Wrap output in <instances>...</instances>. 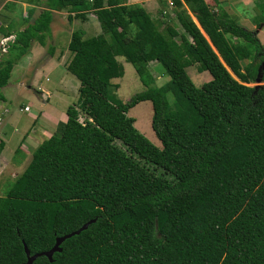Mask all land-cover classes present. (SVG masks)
Wrapping results in <instances>:
<instances>
[{"label": "trees", "instance_id": "1", "mask_svg": "<svg viewBox=\"0 0 264 264\" xmlns=\"http://www.w3.org/2000/svg\"><path fill=\"white\" fill-rule=\"evenodd\" d=\"M124 1L92 11L89 0H45L0 58L2 102L13 66L33 42L45 45L53 11L70 21L92 11L101 28L71 33L66 69L79 82L77 102L0 196V264L25 263L22 242L30 255L45 252L91 220L52 262L33 264H264L263 48L204 0H171L179 41ZM118 57L145 84L152 63L169 81L122 103L110 81L123 76ZM193 65L210 75L200 87L186 71ZM147 101L162 149L127 117Z\"/></svg>", "mask_w": 264, "mask_h": 264}, {"label": "crops", "instance_id": "2", "mask_svg": "<svg viewBox=\"0 0 264 264\" xmlns=\"http://www.w3.org/2000/svg\"><path fill=\"white\" fill-rule=\"evenodd\" d=\"M7 1L8 0H0V32L1 34L10 35V36H14L16 32L23 31L28 26V24H31L32 21L36 19L37 16L43 10L44 2H45V0H9L8 2ZM93 1L94 0H89V3L91 4L92 8H93ZM204 1L209 6V8H211L214 12H225L231 19H233L236 22L238 26L242 27L244 30L248 32H251L252 35L258 41L260 47H262L264 50L263 41L258 39L259 33L264 30V0H204ZM11 4H17L22 8V21L24 23L17 24L15 26L18 27V30L16 32H13L12 28L10 29V27L13 26V23L15 21V15L9 10H5V8ZM124 4L128 6L134 4L140 5L142 8H144V10L147 13L148 11L156 12L161 10L163 14H166L167 11H169L168 10L169 8L167 4H165L164 0H125ZM249 11L253 14V17L259 14L263 16L261 26L260 24L256 26L253 17L252 19L248 18L247 15ZM91 12L86 13L85 18L88 19V16L89 17L94 16V14H92ZM56 15L61 16V19L64 16L65 19H67V21L70 22V20H68L69 13L66 10H62L60 12L53 11L52 21L54 20ZM71 16H73V14H71ZM150 17L153 20H156V25L157 26L159 25L158 29L159 31H161L160 24L163 26L165 25L163 23V19L158 17L153 18V16ZM71 21L76 22L75 19ZM56 23H53V25ZM247 27H251L249 28L251 30H248ZM51 28H50L51 33L49 36L50 39H51V35L55 36L59 32V31L57 32L55 29L51 30ZM169 30L176 31L175 29H171V27L169 28ZM182 33H183L182 31L181 33H178L179 34L178 36L180 37ZM233 41L236 42L235 39ZM50 44H52L51 41ZM50 46L51 47H43V46L30 47L27 54H25L13 66L12 70H14V72L16 71L18 80H21L23 84H27L26 86L27 90L34 91L36 85L40 86L36 90H39L41 92L40 95L43 96V101H41L40 104L35 103L34 96L36 97V95L34 94L32 95L30 92H28L29 96L27 95L26 98H29V105L20 108L18 111H10V115L7 119L3 132L1 134L0 143L3 144V148L0 150V158H3L5 153V149H6L4 142L5 138L9 139L12 136L18 134L17 145L20 148H22V146H24L23 148H26L25 144H28L30 145L28 146L29 147L28 149L32 148L33 146L35 149L42 141L49 139L52 135L59 134L62 125H64V123L66 122L67 119L66 109L69 107V104L66 98L65 99L61 98V92H63L64 89H67L68 86H70L73 90H77L79 88V82L73 76L78 82L77 85L74 79L68 77V74L70 73L67 71L66 67L71 59V54H69L70 52L68 51V48L53 47L52 45ZM45 49H48L47 52L45 51ZM2 56L3 55H1V57ZM41 76H46V77L52 76L53 83L51 85L42 84L40 81ZM45 82L50 84L48 78L45 79ZM12 88L15 89L16 91L17 85L13 86ZM51 97L54 99V101H51L52 100ZM7 98H8L7 96H4V101L0 103L1 104L6 103ZM34 106H37L35 111L36 113L38 112L37 115L39 116L37 117V119H35V121L33 120L34 121L33 135L29 137V141L24 142L25 139L23 140V137L26 134L25 135L23 134L28 133L29 131L27 128L28 124L22 121L21 116H23L24 114H28L31 116V114L33 113H30V109L31 107ZM28 109L29 111H27ZM37 121L40 122V124H37L36 123ZM29 130H32V128H29ZM19 137H22V139H20ZM19 153L20 151L14 154H17V158L20 160V158L18 157ZM4 159L6 160L5 157Z\"/></svg>", "mask_w": 264, "mask_h": 264}, {"label": "rangeland", "instance_id": "3", "mask_svg": "<svg viewBox=\"0 0 264 264\" xmlns=\"http://www.w3.org/2000/svg\"><path fill=\"white\" fill-rule=\"evenodd\" d=\"M164 2L165 4H167L169 8L168 9L169 11H167L166 14H163L161 10L156 11V12L148 11V13L150 14V16H153V18L158 17V18L163 19V23L165 25L163 26L160 24L161 26L160 30L163 34H166V32L169 30L170 27L171 29H175L178 33H181L182 29L179 28L180 26L175 19V12L173 10V6L170 5L172 1L164 0ZM105 5H106V0H94L92 9L97 10V9L104 7ZM137 6H140V5H136V4L131 5L132 8H135ZM13 8H14V11H13ZM44 9L45 8H43V10ZM5 10H9L15 15V21L13 23V26L10 27V29L12 28V31L16 32L18 30V27H15V26L17 24L24 23L22 21V8L21 6L17 4H11V5H8L5 8ZM91 13L93 14V12ZM247 16L248 18L252 19L253 14L249 11ZM253 18H254V21H255L254 23L256 24V26L258 24H260L261 26L263 16L259 14V15H255ZM74 19L76 20V22L75 21L68 22L64 16L61 19V16L56 15L50 25V28L52 27L51 30L55 29L57 32L58 31L59 32L55 36L51 35V39L49 38L50 35L47 36L44 39L45 45L43 47H51L50 45H52L53 47H61V48L67 47L68 42L70 40V35L75 30L84 31L85 33L84 37L86 38L101 35V28H100V25L95 15L90 16V17L88 16V19L85 18L84 21L80 18L72 17V20ZM53 23H56V24L53 25ZM249 28L251 27H247L248 30H251ZM54 32H53V35H54ZM14 38H15V35L14 36L4 35V34H1L0 32L1 40L4 39V40L13 41ZM227 38L230 39V36H227ZM258 39L263 41L264 43V30L259 33ZM175 40L179 41V36L176 37ZM50 41L52 42V44H50ZM41 46L42 45H40L38 42H33V45H32V47H41ZM47 50L48 49H45L46 52ZM6 54L7 52L2 53L0 51V58H2L1 55L4 56ZM263 56H264V50H263ZM258 61L259 60H257V62ZM115 62H117L123 67V76L111 78L110 80L111 84L116 86L115 89L111 92L113 93L112 95H114V97H116L122 103L128 102L132 96H134L135 94L139 92L146 90L149 87L159 88L169 81V77L164 73L163 68L158 64H155V63L149 64L150 75L148 77L149 79L147 80L148 83L145 84L140 81L134 68L129 63H126V61L122 57H118L117 59H115ZM194 67H195L194 65L190 66L186 69V71L188 75L190 76L191 80L193 81V83L195 84V86L200 87L203 83H206L210 80V75L207 72L198 73ZM68 77H70L71 79H74L75 83L78 85L77 80L72 75L68 74ZM47 78L50 81V84L45 82V79ZM40 81L42 84L51 85L53 83V77L52 76H49V77L41 76ZM261 84L262 83L257 82L254 84H249V86H259ZM16 85H17V88L15 91V89H13L12 87ZM26 86L27 84H23L21 80H18L16 71L14 72V70H12L7 85L1 89V94L3 95V97L4 96L8 97L6 103H2V104L0 103L1 105L7 107V114L3 121L4 126L10 115V111H18L20 108H23L24 106L29 105V98H26L27 95L29 96L28 92H30L32 95L33 94L36 95V97L34 96L35 103L40 104L41 101H43V96L40 95L41 92L39 90H36L40 86L36 85L34 88V91L27 90ZM166 97L168 101L172 100V97L170 94H167ZM61 98L62 99L66 98L69 106L75 105L78 99V89L73 90L70 86H68L67 89H64V91L61 92ZM51 101H54V99L52 98ZM36 108L37 106L31 107L30 113H33L31 114V116L28 114H24L23 116H21L22 121L28 124L27 128L29 131L28 133L23 134V135L26 134L23 137V140L25 139L24 142L29 141V137L33 135V129H34L33 124H34L35 119H37V117L39 116L37 115L38 112L36 113L35 111ZM27 111H29V109ZM127 117H131L134 119L133 127L139 133L145 136L151 143H153L157 147L161 149L163 148V143L159 140V138L157 139V137L155 136L151 128L152 108H151L150 102L147 101V102H140L136 104L135 106H133V108L129 110V112L127 113ZM83 119H84L83 115L80 114L79 120L84 121ZM36 123L40 124V122L38 121ZM29 128H32V130H29ZM58 135L59 134H57L56 136ZM19 138L22 139V137H19ZM4 142H5L6 149H5L3 158H0V196L5 195V193L7 192L11 184L14 182V180L23 172V170L26 168V166L28 165L31 159V153L34 151V146L28 149L29 148L28 146L30 145L25 144V147L27 148L26 149V148H23L24 146L20 148L17 145L18 144V134L12 136L9 139L5 138ZM16 150L20 151V153L18 154V157L20 158V160L17 158V154H14L16 153L15 152ZM4 157L6 158V160L4 159ZM176 158L178 157L176 156Z\"/></svg>", "mask_w": 264, "mask_h": 264}, {"label": "water", "instance_id": "4", "mask_svg": "<svg viewBox=\"0 0 264 264\" xmlns=\"http://www.w3.org/2000/svg\"><path fill=\"white\" fill-rule=\"evenodd\" d=\"M262 65L264 66V61H263ZM257 82H259V80H257ZM92 223H94V220L88 221L87 223L83 224L78 230H76V231H74L72 233H69L68 235H64L62 237H57L55 239V243H54L53 247L50 250L45 251V252H41V253H37V254H34V255H30V252L28 251L26 244L24 242H22L23 248H24V252H25V255H26V262L23 263V264H33V262L40 256H44L50 262H52L53 254L61 252L60 245L66 239H68V238H70V237H72L74 235H79L80 232L85 231L88 228V226L90 224H92Z\"/></svg>", "mask_w": 264, "mask_h": 264}, {"label": "built area", "instance_id": "5", "mask_svg": "<svg viewBox=\"0 0 264 264\" xmlns=\"http://www.w3.org/2000/svg\"><path fill=\"white\" fill-rule=\"evenodd\" d=\"M170 5H172V3H170ZM11 42L10 40H4V39H0V51L2 53H6L8 50V43ZM7 114V107L3 106L0 104V139H1V134L4 128V118Z\"/></svg>", "mask_w": 264, "mask_h": 264}, {"label": "clouds", "instance_id": "6", "mask_svg": "<svg viewBox=\"0 0 264 264\" xmlns=\"http://www.w3.org/2000/svg\"><path fill=\"white\" fill-rule=\"evenodd\" d=\"M172 3V2H171ZM172 6V5H171Z\"/></svg>", "mask_w": 264, "mask_h": 264}]
</instances>
